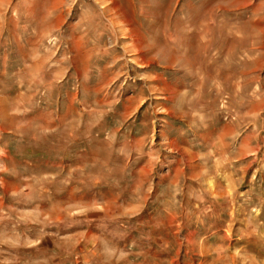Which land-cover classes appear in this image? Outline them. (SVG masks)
Returning a JSON list of instances; mask_svg holds the SVG:
<instances>
[{
  "label": "rangeland",
  "instance_id": "1",
  "mask_svg": "<svg viewBox=\"0 0 264 264\" xmlns=\"http://www.w3.org/2000/svg\"><path fill=\"white\" fill-rule=\"evenodd\" d=\"M0 264H264V0H0Z\"/></svg>",
  "mask_w": 264,
  "mask_h": 264
}]
</instances>
